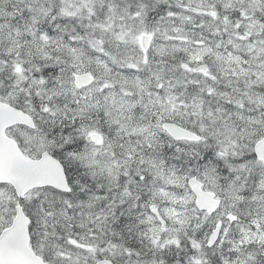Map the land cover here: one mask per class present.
<instances>
[{
	"label": "snow or ice",
	"instance_id": "obj_1",
	"mask_svg": "<svg viewBox=\"0 0 264 264\" xmlns=\"http://www.w3.org/2000/svg\"><path fill=\"white\" fill-rule=\"evenodd\" d=\"M0 264H264V0H0Z\"/></svg>",
	"mask_w": 264,
	"mask_h": 264
}]
</instances>
